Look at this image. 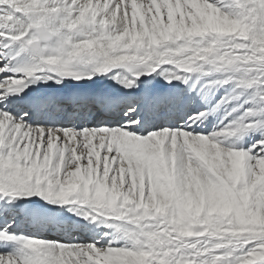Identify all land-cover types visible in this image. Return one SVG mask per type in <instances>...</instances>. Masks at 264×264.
<instances>
[{
    "label": "snow or ice",
    "instance_id": "obj_1",
    "mask_svg": "<svg viewBox=\"0 0 264 264\" xmlns=\"http://www.w3.org/2000/svg\"><path fill=\"white\" fill-rule=\"evenodd\" d=\"M0 264H264V0H0Z\"/></svg>",
    "mask_w": 264,
    "mask_h": 264
}]
</instances>
